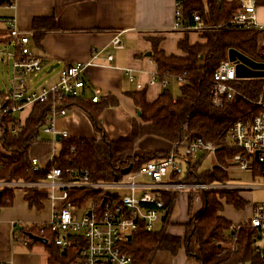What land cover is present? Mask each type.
<instances>
[{
  "label": "trees",
  "instance_id": "1",
  "mask_svg": "<svg viewBox=\"0 0 264 264\" xmlns=\"http://www.w3.org/2000/svg\"><path fill=\"white\" fill-rule=\"evenodd\" d=\"M11 2L14 4V0ZM239 8V0L230 2L183 0L185 15L197 14L208 25L228 24ZM31 30L34 40L39 42L44 34L59 30V25L54 16L35 17ZM188 35L186 34L178 44L182 56L167 55L160 48L161 39H150L151 58L156 64L160 78L167 74L181 76L187 73L186 82L181 85V94L178 97L165 90L153 102L148 101L145 91L130 93L140 116L139 120L132 122L129 136L112 141L102 127L100 117L103 110L108 107L117 108L120 105L116 97L102 96L96 103L92 102V98L83 96L84 94L65 99L60 106L67 110L71 108L83 110L102 138L60 139V149L54 163L49 162L46 167L42 166L39 172H34L30 148L40 139L42 129L48 123L52 102L49 100L43 104H35L25 119L24 127L17 134L6 132L2 138L0 180H43L55 165L64 174L71 169L88 170L93 181L111 182L123 179L124 172L129 167L137 170L150 161L167 157L168 152L164 151L137 154L138 143L145 137H157L176 146L182 145L186 138H201L217 144L226 143L230 136V127L235 122L241 120L251 123L257 115L264 112V105L261 107L257 104L260 95L264 93V79L237 81L235 87L245 98L237 96L225 102L222 107H216L212 103L214 73L221 62L228 59V52L231 49L256 62H264L259 52L260 33L254 30H235L227 26L220 30L205 32L200 36L204 42L195 44L190 43ZM8 121L14 123L17 117L12 116ZM237 153V150L231 148L216 152L211 168L202 173L197 171L189 175L188 181L230 182V174L220 165L227 167L228 160ZM173 180L180 181L178 177H174ZM196 195L201 206L194 212ZM14 196L13 191H2L0 206L10 207ZM100 196L98 192L91 190L71 191L69 200L77 208H81L89 199ZM47 197V191L38 190H31L24 195L29 207L37 210L44 207ZM163 197L164 228L149 233L142 226L133 234L131 242L126 244L125 252L132 258L133 264H151L158 252L176 255L181 248L185 250L188 259L197 264H264V250L255 252L256 230L244 226L237 232L231 231L233 222L220 214L224 210V205L214 192L190 193L188 199L190 219L184 224V237L168 234L165 230V226L170 224V216L178 195L174 192H165ZM220 197L225 198L226 204L236 210H242L247 205L239 191H222ZM43 224L47 226V223L19 226L15 234L18 235L19 241L27 242L28 248L42 244L32 240L31 235L46 239L47 244H44V247L48 253L47 264H70L74 261L83 244L76 243L78 239L72 236L73 243L63 249L55 243L58 233L51 232L49 228L43 230L41 227ZM233 234L236 235V241Z\"/></svg>",
  "mask_w": 264,
  "mask_h": 264
},
{
  "label": "built area",
  "instance_id": "2",
  "mask_svg": "<svg viewBox=\"0 0 264 264\" xmlns=\"http://www.w3.org/2000/svg\"><path fill=\"white\" fill-rule=\"evenodd\" d=\"M261 1L264 0H239L240 8L228 24L208 25L197 14L186 16L183 0H175L172 28L174 31L200 35L227 26L240 31H258L259 52L264 55V23L259 22L258 15ZM7 24L5 34H8L12 41L14 51L12 53L0 51V55L3 56L0 60L4 62L13 58V87L8 94L0 97V138L2 139L6 132L17 134L24 127V121L19 115L27 107L43 104L49 100L52 102L51 113L42 133L50 135L55 143L57 136H60V139L68 138L67 131L56 127L57 119L68 114V110L60 105L65 99L80 97L83 94L86 88L84 74L92 63L79 62L65 67L59 72L58 82L55 85L45 84L39 89H30L28 79L37 77L46 67L47 60L30 49V36L20 31L14 20H8ZM112 46L115 49L123 48L119 34L113 39ZM107 59L112 62L114 57L108 56ZM186 76L187 73L181 76L167 74L160 78L157 73L153 82L159 81L162 87L167 88L170 79L180 85L185 84ZM239 80L242 79L236 76L235 64L228 59L222 61L214 73L213 105L222 107L225 102L237 96L245 98L235 87V83ZM93 93L92 102L96 103L101 92L96 89ZM263 97L264 93L257 101L261 107L264 105ZM12 116L17 117L14 123L8 121ZM229 134V139L223 144L206 142L201 138H186L182 145H172L164 159L150 161L137 170L132 169L121 180L96 182L91 179L88 170L71 169L64 174L61 169L53 165L43 180H0V194L5 190L14 193L22 191L25 194L31 190L47 191V201L52 204L53 214L47 226L44 224L41 226L42 229L49 228L51 232L58 233L55 243L63 249L73 243L72 236L78 239L76 243L83 244L77 257L70 264H133L132 258L125 252L126 244L131 242L128 241V237L133 238V234L142 226L146 232H155L154 225L161 222L165 214L163 197L165 192L176 194L188 192L189 195L194 192H214L220 199L222 191L250 190L260 187L236 185L234 181L227 183L188 181V176L196 173L200 165V162L195 161L199 154L202 161L207 155H215L225 148L235 149L238 153L228 160L227 167L220 165L222 169L227 173L239 169L260 176L264 180V112L257 115L251 123L241 120L235 122L230 127ZM57 154L51 155L50 163H54ZM30 160L34 172H39L43 168L39 157L30 156ZM174 177H178L180 181L173 180ZM80 190L95 191L101 196L91 198L81 208H77L70 202L69 196L71 191ZM197 200H199L198 196ZM1 209L0 206V211ZM77 211L84 213L80 221L77 220ZM244 226L256 230L255 252L263 251L264 204L254 208L250 219L233 223L231 231L237 232ZM233 239L236 241L235 234ZM23 244L27 245V242L23 241Z\"/></svg>",
  "mask_w": 264,
  "mask_h": 264
},
{
  "label": "crops",
  "instance_id": "3",
  "mask_svg": "<svg viewBox=\"0 0 264 264\" xmlns=\"http://www.w3.org/2000/svg\"><path fill=\"white\" fill-rule=\"evenodd\" d=\"M174 2L175 0H14L12 5L3 3L0 4V51L5 52L6 50L2 48L7 46L14 50L10 38L2 37L8 27L7 21L14 20L16 27L30 36V49L46 58L47 65L44 69L48 70V74L58 69L55 81L65 67L79 62L92 63L84 74L86 88L83 96L90 99L94 90L99 89L100 98L114 96L119 100L120 105L117 108L104 109L100 117L106 135L110 140L118 141L130 135L132 122L139 120L140 116L129 94L145 91L148 101L153 102L170 86L169 84L164 88L159 81L153 82L158 70L151 58L150 39H161L160 48L167 55L175 56L183 55L178 44L186 34H189L191 44L204 42L200 34L173 30ZM258 12L264 19V1L260 2ZM49 16L57 19L59 30L44 34L39 42L34 40L32 20L35 17ZM118 34L122 49H115L112 46V41ZM108 56H113L114 60L110 62ZM260 56L264 59V55ZM40 74L28 79L30 89H39L43 86L36 88L33 85ZM46 81L45 84L55 82L53 79ZM171 81L175 80L170 79ZM179 86L181 88V85ZM8 93L2 92L0 97ZM32 107H27L28 112L25 113L24 110L19 118L25 122ZM56 127L67 131L71 138L95 140L102 138L95 131L89 116L79 108L69 109L66 116L57 119ZM1 141L0 138V144ZM54 143L52 140L47 144L54 147ZM171 148L170 143L160 138L145 137L138 143L136 153L170 152ZM33 156L39 157L43 167L50 161L36 154ZM231 181H234L232 177ZM14 194L13 204L10 207H3L0 211V264H47L48 253L44 244L28 248L19 241L15 231L19 226L49 222L53 214L52 204L45 201L44 207L37 210L29 207L24 199V192L17 191ZM188 199V192L178 195L170 216V224L165 226L168 234L184 237V224L190 219ZM222 204L235 209L227 205L225 200H222ZM200 206V199H196L193 211H197ZM220 214L224 216V210ZM163 221L159 222L161 230L164 228ZM241 222L243 221L233 223ZM151 264L197 263L188 259L185 250L181 248L176 255L158 252Z\"/></svg>",
  "mask_w": 264,
  "mask_h": 264
},
{
  "label": "rangeland",
  "instance_id": "4",
  "mask_svg": "<svg viewBox=\"0 0 264 264\" xmlns=\"http://www.w3.org/2000/svg\"><path fill=\"white\" fill-rule=\"evenodd\" d=\"M259 15V22L264 23V19H262L260 17V14L258 12ZM5 34V32H4ZM2 37H8V34H5ZM1 37V38H2ZM3 50H6V52L8 53H12L14 50L12 49L11 46H7L6 48H2ZM0 57H3L2 55H0ZM12 63H13V58H9L8 60H5L4 62L0 60V94L2 92H10L13 84H12ZM58 71V69H55L53 73L48 74V70L43 69V71L40 74L39 78H36L35 82L33 83V85L36 88H39L41 85H44L45 82H47L46 80H50L53 79V81H55V76H56V72ZM57 81L48 84V85H55ZM180 84L177 81H171L170 82V86L167 88L168 90L171 91V94L174 97H178L181 94L180 91ZM29 108L25 109V113L28 112ZM52 137H50V135L47 134H43L41 133L40 139L32 146L31 148V154L30 155H38L40 156L42 159L48 158L50 159L51 155H55L59 152L60 149V145L59 144H51L50 146H48V142L52 141L51 139ZM53 149H55V151L53 152ZM41 154V155H40ZM201 155L199 154L196 158V162H200V165L197 169V171L199 173L205 172L207 170H209L212 166V162L214 160V155L213 154H209L207 155L202 161H200V157ZM42 165V163H41ZM43 166V165H42ZM230 177H232L234 179V184L236 185H245V186H260L259 188H253V189H246V190H240V195L242 196V198L244 199V201L247 203L246 207L243 208L242 210H236L231 208L230 206H224V216L227 217L229 220L236 222L239 220L242 221H246L248 219H250L253 216V211L254 208L257 206H261L264 204V180L262 177L257 176L254 177L252 174L241 171L239 169H234L230 171ZM177 195H180L177 194ZM182 195V193H181ZM197 199V195L195 196L194 202ZM219 199V198H218ZM225 200V198H221L219 199V201L221 202V200ZM77 220L80 221L81 218L83 217V211H77ZM161 224L160 223H156L154 225V229L155 231H160L161 230Z\"/></svg>",
  "mask_w": 264,
  "mask_h": 264
},
{
  "label": "water",
  "instance_id": "5",
  "mask_svg": "<svg viewBox=\"0 0 264 264\" xmlns=\"http://www.w3.org/2000/svg\"><path fill=\"white\" fill-rule=\"evenodd\" d=\"M8 3L12 4L11 0H0V4ZM228 60L235 64L236 66V76L239 79H264V63L256 62L237 50L231 49L228 52ZM58 66V65H56ZM52 68L50 69V71ZM138 115L140 113L138 112ZM57 142L60 141V136H57ZM132 170V167H129L125 170L124 175L128 174ZM90 215V213H88ZM164 220V217H162ZM30 238L35 242H39L42 244H47V240L41 237L31 235ZM131 236L128 237V241H131Z\"/></svg>",
  "mask_w": 264,
  "mask_h": 264
}]
</instances>
